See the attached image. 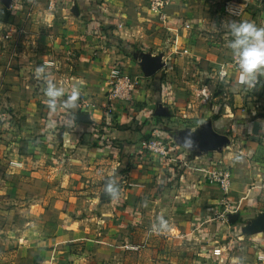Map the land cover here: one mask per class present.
<instances>
[{"label":"crops","instance_id":"0c3cea01","mask_svg":"<svg viewBox=\"0 0 264 264\" xmlns=\"http://www.w3.org/2000/svg\"><path fill=\"white\" fill-rule=\"evenodd\" d=\"M149 1L0 0V264H260L264 75L239 85L227 43L232 22L264 27V0L241 17L226 0H168L166 23ZM115 63L141 79L107 115ZM49 80L62 100L76 89L75 108L48 106ZM217 168L226 195L206 180Z\"/></svg>","mask_w":264,"mask_h":264},{"label":"built area","instance_id":"2783aa9c","mask_svg":"<svg viewBox=\"0 0 264 264\" xmlns=\"http://www.w3.org/2000/svg\"><path fill=\"white\" fill-rule=\"evenodd\" d=\"M168 0H150L149 8L150 10L156 12L158 14V18L163 22L166 21V16H164L162 12L163 6L166 4ZM250 0H226L223 3L222 10L224 14L230 17H241L249 4ZM119 27H121L119 25ZM177 27L182 29H190L191 25L188 21H180L177 23ZM50 63V62H48ZM232 66L237 72L236 82L239 83V68L236 63L235 58L231 61ZM228 74L227 64L220 67L216 70L214 74L215 82H224ZM141 76L131 75L122 70L119 64H113L108 72V81L110 85L109 90V99L108 104L106 106V114H112V100H120V101H130L134 90L137 88L140 83ZM195 98L198 100L200 104H208L212 98V92L209 87L204 84L197 87L194 91ZM81 102L88 106L89 104L81 100ZM141 147L146 150H150L160 155H164L166 153V148L163 144L156 138H150L148 140H143L141 142ZM230 174L227 168H217L210 170L207 173L206 180L209 184L216 185L224 195H226L230 189ZM257 259L260 261V264H264V256L258 255Z\"/></svg>","mask_w":264,"mask_h":264},{"label":"clouds","instance_id":"9594fccd","mask_svg":"<svg viewBox=\"0 0 264 264\" xmlns=\"http://www.w3.org/2000/svg\"><path fill=\"white\" fill-rule=\"evenodd\" d=\"M229 32L231 39L227 47L231 50L239 68V83L249 88L257 83L258 76L264 75V27H257L248 21L230 23ZM45 67L36 69L37 77L45 74ZM43 94L48 97V106L55 109L57 103H62L67 109L76 107L77 91L73 89L66 99H61L65 93L64 89L56 87L50 80L46 81V87L42 89ZM105 193L110 197L117 195L115 180H109L105 187ZM160 227H166L165 221L160 218Z\"/></svg>","mask_w":264,"mask_h":264},{"label":"rangeland","instance_id":"374dc122","mask_svg":"<svg viewBox=\"0 0 264 264\" xmlns=\"http://www.w3.org/2000/svg\"><path fill=\"white\" fill-rule=\"evenodd\" d=\"M9 113V114H8ZM7 113V111H4V118L1 116V111H0V124L3 122V123H5V128H6V126H7V128H10V125H11V123H12V120H11V114H10V112H8ZM1 126V125H0ZM145 140H147V139H145ZM9 164H11L12 165V162L10 161L9 162ZM16 165V164H15Z\"/></svg>","mask_w":264,"mask_h":264}]
</instances>
